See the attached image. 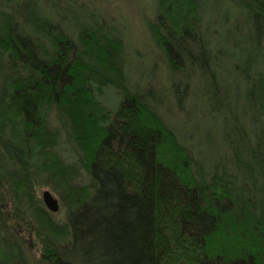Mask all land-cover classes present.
I'll return each instance as SVG.
<instances>
[{
  "label": "trees",
  "instance_id": "16d2710c",
  "mask_svg": "<svg viewBox=\"0 0 264 264\" xmlns=\"http://www.w3.org/2000/svg\"><path fill=\"white\" fill-rule=\"evenodd\" d=\"M212 1L214 23L200 0H155L149 30L188 79L234 45L250 117L224 95L222 170L130 85L114 23L77 0H0V264H264V0ZM188 85L170 87L179 111Z\"/></svg>",
  "mask_w": 264,
  "mask_h": 264
},
{
  "label": "rangeland",
  "instance_id": "374dc122",
  "mask_svg": "<svg viewBox=\"0 0 264 264\" xmlns=\"http://www.w3.org/2000/svg\"><path fill=\"white\" fill-rule=\"evenodd\" d=\"M78 3L88 5L83 13L94 11L95 14L103 15L105 20L110 21L123 35L125 41V73L130 85L139 87L148 98L150 106L157 110L172 130L178 135L179 140L190 150L192 156L203 161L206 168L222 170L223 167L230 168L232 161L231 149L224 137V95L229 96L231 108L237 106L240 115L247 110L244 95L245 86L241 78H234L231 74L232 63L228 60L229 53L235 50L234 45L222 43L225 57L221 58L218 66L207 65L209 70L203 66L202 74L199 68L194 67L191 78L182 75H170L168 65L154 42L149 30L153 24V7L155 0H77ZM203 13L210 23L217 21L219 11L212 0H200ZM111 26L108 25L107 27ZM224 28H220L223 30ZM230 36L236 37L235 31H229ZM225 34V32H224ZM228 34V33H227ZM246 46H240V49ZM210 75L208 77V73ZM189 83V95L182 111L176 109L173 89L174 83ZM237 87H239L237 89ZM226 106V105H225ZM237 108V107H236ZM231 129V126H228ZM209 169H207V172ZM210 172V171H209ZM249 191H253L250 183H246ZM257 190L260 183L256 185ZM52 193L48 188H42L39 192Z\"/></svg>",
  "mask_w": 264,
  "mask_h": 264
},
{
  "label": "water",
  "instance_id": "95a60500",
  "mask_svg": "<svg viewBox=\"0 0 264 264\" xmlns=\"http://www.w3.org/2000/svg\"><path fill=\"white\" fill-rule=\"evenodd\" d=\"M42 198L45 202V204L53 211H56L58 209V203L54 199V197L47 191L42 193Z\"/></svg>",
  "mask_w": 264,
  "mask_h": 264
}]
</instances>
